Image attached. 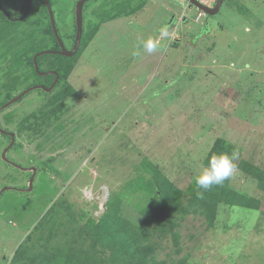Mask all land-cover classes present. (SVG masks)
<instances>
[{
	"label": "rangeland",
	"instance_id": "374dc122",
	"mask_svg": "<svg viewBox=\"0 0 264 264\" xmlns=\"http://www.w3.org/2000/svg\"><path fill=\"white\" fill-rule=\"evenodd\" d=\"M25 1L0 0L16 15L9 23L0 11V264H38L66 240L109 247L96 227L107 197L123 198L124 220L140 219L152 195L142 185L154 181L145 160L182 194L217 138L238 152L224 183L258 208L219 203L209 225L202 213L177 214L178 247L170 233L148 241L167 263L264 264V0H224L210 33L184 0L88 1L84 39L57 87L62 107L37 88L21 94L33 86L28 57L56 40L38 0L21 15ZM76 1L48 0L67 48ZM164 26L160 50L133 56Z\"/></svg>",
	"mask_w": 264,
	"mask_h": 264
},
{
	"label": "trees",
	"instance_id": "16d2710c",
	"mask_svg": "<svg viewBox=\"0 0 264 264\" xmlns=\"http://www.w3.org/2000/svg\"><path fill=\"white\" fill-rule=\"evenodd\" d=\"M34 1L35 0H31L27 14L31 11ZM38 1L40 2L42 11L47 18L48 28L54 37L48 21L44 2L43 0ZM83 8L82 17L84 18ZM24 9L25 4L23 3L22 11H20L21 15L24 13ZM0 11L3 14L4 19L11 23L10 20L13 19L6 17V7L1 5ZM10 16L16 17V15L11 14ZM75 26L76 25L74 22V30ZM83 39L84 30H82L81 33L80 45ZM56 42L57 41L55 40L54 47H51L50 49L58 48ZM64 45L66 47L68 44L64 42ZM45 49H41V51ZM33 55L34 54L30 55L27 59L33 71L34 78L30 85L42 84L45 87L50 86L54 81L55 74L49 73V71H55L58 75V78L57 81L52 85L51 90L46 91L44 88L37 89L42 90L44 93H47V95H53L58 100L56 103L61 107L64 106L68 100L61 97L63 95H60V91L57 90V87L59 86L60 80L66 78V72H68V69L70 68L66 60H69L75 54L71 57L53 53H44L38 55L36 58L38 70H36L34 67L32 58ZM46 57H49L51 61H49V63L45 62V64H48L43 66L42 59ZM38 72H45V74H40ZM51 105L55 106L54 103ZM217 139L208 152L206 157L207 163L208 158L211 155L227 152L226 147L219 146L218 143H220V141ZM145 161L147 162L143 165V169L144 171L152 173L154 181L153 183L142 185L143 188L152 193V195H150L151 197L149 203L139 205L138 212L140 214V219H135V221L130 219L124 220V216L119 213L121 205L124 203L122 200L123 198H121L119 195L111 194L105 201L106 210L100 215L99 223L96 224V227L101 224L105 228V236L102 239L103 241L100 243V245H109V247L98 248L94 247L95 244H93L92 247H81L78 244L74 245L73 240L67 241L64 239L66 241L63 242V244H55L53 247H48V252L42 255V260L39 261L38 259V264H184L186 261L185 257L178 259L177 261L172 260L168 263L164 259H156L155 254L158 244L156 240L151 242L148 241L150 235L156 234V236L152 238L157 239L165 234L170 233L174 238L175 246L178 247V234L175 230L177 225L175 216L177 214L185 215L186 213H189V211L192 213H202V215L205 216L207 224L209 225L212 224L215 219L217 205L219 203L237 205L251 209L258 208L260 205L259 200L239 193L231 189L225 183L221 186H213L210 190L204 192L203 197L200 198L197 196V191L203 190H198L194 181L191 185H189L188 189L184 193L180 194V192L173 188L169 181L163 177V174L159 173L155 164L148 160ZM250 174H252L253 177H258L260 175L255 172V170ZM260 186L264 187L262 184ZM181 197L183 202L180 199ZM133 209L135 210V207H133ZM131 222H133V225H131ZM139 228H141L142 231L138 234L136 231ZM97 231L99 230L91 231L90 235L92 236L97 234ZM100 233L101 231L98 232V236ZM95 238L93 236V239ZM107 249H109L110 252H108L109 256L105 259L103 256L106 255ZM175 252H177V249ZM33 260L35 259L32 257L31 262Z\"/></svg>",
	"mask_w": 264,
	"mask_h": 264
},
{
	"label": "clouds",
	"instance_id": "9594fccd",
	"mask_svg": "<svg viewBox=\"0 0 264 264\" xmlns=\"http://www.w3.org/2000/svg\"><path fill=\"white\" fill-rule=\"evenodd\" d=\"M184 1H186L190 5H193L194 7H196L198 9L197 10V14L198 15H201L202 13H204L196 5L190 3L187 0H184ZM197 1L199 3H201L200 1H202V0H197ZM213 1L214 0H212V2ZM215 2H216V0H215ZM201 4L206 5L203 2ZM207 6L213 7V6H210V5H207ZM197 17L198 16H196V18ZM170 37H171V33L169 31V28L167 26L161 27L159 29V33H158V35L156 37H149L147 40L143 41L140 45L137 46L138 50L133 52V56L139 57L141 55V51L139 50L140 48H142L144 52L149 53V54L157 52L158 50H160L163 47L164 42L166 40L170 39ZM33 86H35V85H33ZM35 88H41V87H37L36 86V87H34V89ZM8 150H9V147H7L5 149L4 160L7 157L6 153H7ZM237 158H238V152L236 150H233L231 152V154H229L227 152H221L219 154L211 155L208 158L207 166L202 167L198 171V173L194 175V180H195V184H196L197 189L198 190L199 189L203 190V191H197V196L202 198L204 192L210 190L213 186H221V185H223L224 182L226 180H228L234 174V172L236 170L235 161H236ZM13 163H15V162H13ZM13 163H11V164L14 165ZM15 164H17V163H15ZM17 165H19V164H17ZM14 166L22 169L21 168L22 166L20 167V165L19 166L14 165ZM35 173H36V171H35ZM103 204L105 205V203H103ZM103 204H102V206H103Z\"/></svg>",
	"mask_w": 264,
	"mask_h": 264
},
{
	"label": "water",
	"instance_id": "95a60500",
	"mask_svg": "<svg viewBox=\"0 0 264 264\" xmlns=\"http://www.w3.org/2000/svg\"><path fill=\"white\" fill-rule=\"evenodd\" d=\"M43 1L45 2L46 8H47V11H48V14H49V20H50V23H51L52 32H53L54 37H55V39H56V41L58 43V46H59L58 52L61 55H64V56H68V57L72 56L75 53V51H76V49H77V47L79 45V42H80L81 33H82V19H83V17H82V8H83V4L87 0H77L76 3H75V7H74V18L75 19L74 20H75V25H76V32H75L74 45H73L72 49H70V50H68L65 47V45H64V43H63V41L61 39V36H60L59 31L57 29L56 22H55L54 17H53V12L51 10V6H50L48 0H43ZM187 1H189L190 3L196 5L205 14L214 15V14H216L218 12L219 8L221 7V4H222L223 0H216V2H215L213 7H209L207 5H203V4L199 3L197 0H187ZM30 2H31V0H26L25 9H24V13H23L22 16L27 14ZM22 16L19 17V18H23ZM7 17L11 18L10 15H8ZM51 51L52 50H42V51H39V52L34 54L33 63H34V67H35L36 70H38L37 63H36V57L38 55H41V54H44V53H48V52H51ZM39 73L40 74H45V72H39ZM49 73L56 74L55 71H49ZM57 78L58 77H57V74H56L52 85L57 81ZM52 85H50L49 87H43V86H40V85L31 86V87H29L27 89H24V91H22L21 94H24L27 90L32 89V87L34 88L36 86L37 87H41V88H45L46 90H50ZM4 154H5V150L3 151L2 155L5 156ZM5 160L9 161L8 159H5ZM13 164L16 165V166H19V165L15 164V163H13ZM22 169H24V168H22ZM31 169H32V174L29 177V186H31V182L33 180V177H34L35 171H36L35 167H32Z\"/></svg>",
	"mask_w": 264,
	"mask_h": 264
},
{
	"label": "flooded vegetation",
	"instance_id": "af4514ba",
	"mask_svg": "<svg viewBox=\"0 0 264 264\" xmlns=\"http://www.w3.org/2000/svg\"><path fill=\"white\" fill-rule=\"evenodd\" d=\"M89 0H87L85 3H84V5L83 6H85L86 5V3L88 2ZM44 2V1H43ZM186 2V1H185ZM201 3L203 2L204 4H206V5H210V6H214V4H215V0L211 3V2H208L207 0H202V1H200ZM223 2H224V0H223ZM223 2H222V4H223ZM188 5H189V3H187ZM44 6H45V8H46V5H45V2H44ZM190 6V5H189ZM188 6V7H189ZM222 6V5H221ZM235 8H237L236 6H235ZM190 9V8H189ZM219 10H220V8H219ZM219 10H218V12L217 13H219ZM186 11H187V9H186ZM46 12H47V16H48V21H49V24H50V27H51V23H50V20H49V14H48V11H47V8H46ZM217 13L216 14H214V15H217ZM5 14H6V17H7V13L5 12ZM74 14V13H73ZM197 14V13H196ZM214 15H208V14H205V13H202L201 15H198L197 14V18H196V22H200V25L202 26L201 28L202 29H205V32H208V33H210V31H211V29H212V27H211V29H210V20H209V17L210 16H214ZM9 19H16V17H11V18H9ZM74 22H75V20H74ZM84 18L82 19V30H84ZM219 27H221V25H219ZM51 29H52V27H51ZM75 32H76V26H75V30H74V37H73V39H72V43L69 45V47L67 48L68 50H70V49H72V47H73V45H74V39H75ZM262 37H264V36H262ZM57 43V42H56ZM57 45H58V43H57ZM79 46H80V42H79V45H78V47H77V49H76V51H75V53L78 51V49H79ZM46 50H52L51 52H48V53H53V54H60L59 52H58V50H59V46H58V48H53V49H46ZM74 53V54H75ZM73 54V55H74ZM61 55V54H60ZM34 56V55H33ZM69 57H71V56H69ZM33 58V57H32ZM37 58V57H36ZM39 73V72H38ZM56 75V74H55ZM57 77H58V75H57ZM55 78V77H54ZM35 85H40V86H43L42 84H35ZM52 85V84H51ZM43 87H45V86H43ZM49 87V86H48ZM52 88V87H51ZM45 89V88H44ZM51 90V89H50ZM50 90H47V91H50Z\"/></svg>",
	"mask_w": 264,
	"mask_h": 264
}]
</instances>
